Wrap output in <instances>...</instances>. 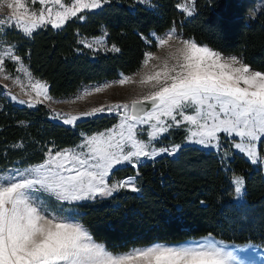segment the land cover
<instances>
[{"label": "trees", "instance_id": "16d2710c", "mask_svg": "<svg viewBox=\"0 0 264 264\" xmlns=\"http://www.w3.org/2000/svg\"><path fill=\"white\" fill-rule=\"evenodd\" d=\"M177 4L110 0L83 12V19L71 18L61 28L44 26L31 36L4 27L0 42L14 45V54L34 78L47 82L54 98H68L82 86L138 72L145 53L155 48L151 36H162L173 27L185 38L225 56H241L264 71V0H195L190 17ZM102 33L112 47L109 52H93L79 41ZM117 119L95 117L69 129L53 122L42 105L11 102L0 86V172L40 163L49 149L74 146L81 134L109 129ZM184 142L182 128L170 130L157 143L173 147ZM235 176L245 182L241 204L233 202ZM128 177H135L138 192L122 188L112 196L74 205L71 215L109 251L204 236L264 245V177L242 155L187 146L175 159L162 156L137 170L126 167L112 174L117 180Z\"/></svg>", "mask_w": 264, "mask_h": 264}, {"label": "snow or ice", "instance_id": "6c2138e0", "mask_svg": "<svg viewBox=\"0 0 264 264\" xmlns=\"http://www.w3.org/2000/svg\"><path fill=\"white\" fill-rule=\"evenodd\" d=\"M37 3L39 10L29 7ZM101 3L102 0H0V30L5 25L15 26L25 36H31L45 25L61 28L73 17L83 19L79 13L97 9ZM177 7L187 16L194 12L191 0ZM158 47L162 55L145 53V69L151 61L157 63L137 73L139 80L124 76L118 81L120 85L138 83L145 89L131 100L130 111L128 104L107 107L108 112L125 109L118 125L87 137L74 149H49L42 163L0 177V264H239L232 252H225L208 238L204 243L153 244L126 252L109 251L93 239L83 224L50 210L37 195L47 193L57 201L72 202L111 195L125 187L138 192L135 177L111 185L106 177L114 166L131 163L133 158L172 154L179 148L176 145L149 150L150 145L138 139L137 125L155 122L151 124L150 139L166 132L172 124L166 126L162 118H171L176 125L183 121L195 126L187 139L205 146L220 147L217 133L239 137L232 147L252 163L259 160L264 165V154L258 153L257 144L264 139V71L254 69L241 56H225L194 38H184L175 27L158 38ZM13 49L14 45L9 44L0 50V77L12 79L28 97L19 103L34 107L51 100L47 82L34 79L27 69H19L27 83L6 73V60L21 61ZM107 87L111 85L94 91L102 92ZM92 94V90H85L78 98ZM186 109L193 114H185ZM105 110L102 106L79 116L67 114L63 123L74 124L80 117ZM177 115L181 120L176 119ZM233 183L235 192L241 194L244 178L236 176Z\"/></svg>", "mask_w": 264, "mask_h": 264}, {"label": "rangeland", "instance_id": "374dc122", "mask_svg": "<svg viewBox=\"0 0 264 264\" xmlns=\"http://www.w3.org/2000/svg\"><path fill=\"white\" fill-rule=\"evenodd\" d=\"M108 1H110V0H102L101 6L99 8H101ZM131 1L138 3V4H141V5H149L150 0H131ZM185 2H186V0H178V4L185 3ZM191 2L194 6L195 0H191ZM49 6H51L53 9L57 8V6L55 4H51ZM29 7L33 8L35 10H39V8L41 6L37 3L35 5L30 4ZM99 8H97V9H99ZM97 9L84 10L83 12L94 11ZM178 9L181 12H183L181 8H178ZM4 11H5V14H8L9 10H7L5 8ZM82 13H79L78 16H80ZM185 16L190 17L187 15H185ZM45 26H51V25H45ZM4 27L13 28L14 30L19 31L21 34H23V32L15 26L5 25ZM166 34L167 33L163 34L162 36H156V35L151 36L152 39L154 40V44H155V48L150 51L151 53H153L154 55H162L163 54V50L158 47V38L164 37V36H166ZM79 41L83 47H85L86 49H89L93 52L106 53V52H109L112 50V47H109L106 43L104 33H102L101 35L96 36V37L80 38ZM88 45H91V47H89ZM7 47H8V45L4 44L3 42H0V50L6 49ZM155 63H157V62L151 61L149 63L148 69H145L142 65L141 69L138 72H136L132 75H128V76L133 77V80H139V75H137V73L150 70L151 65L155 64ZM22 68L27 69V67L21 61L20 62H14L11 60H6V63H5L6 73L13 78L19 77V79L21 81L27 83V77L24 75V72L22 70H19ZM27 71L29 72L28 69H27ZM122 77H124V76L121 75V76H119L118 79L112 80V81H105V82H101V83L85 85V86L80 87L72 96H70L68 98L51 97L52 98L51 100H44L42 103H39L36 105L44 106L48 110L49 115H50V119L53 122H55L59 125H62L66 128H69V129H74L76 123L84 121V120H88L91 118L100 117V116H116L118 118L117 123L114 126H112L111 128H109V129H112L120 123L125 109L123 107H120L119 109H113L112 112H108L107 107L110 105L128 104L129 105L128 111H130L131 100L134 97H136L141 91L145 90L138 83H125L124 85H120L118 83V81ZM34 79H36V78H34ZM109 84L111 85V87L105 88L104 91H102V92H95L94 91V89L96 87H102L104 85H109ZM0 86L3 88V90L5 92V96L8 100H10L11 102L18 104V105L29 106L27 103H25V104L19 103L20 99L27 100L28 97L23 95L20 88L16 84L13 83L12 79L4 80V79H2V77H0ZM85 90H92L93 94L90 96H85L83 99H79L78 97L83 95ZM34 95L35 94L33 93V96ZM13 96H16L17 99L14 100L12 98ZM102 106L105 107V109H106L102 113H98V114L91 116V117H80L79 119H77V121L74 124H67L66 125L63 123V119L66 118L67 114L79 116V114L81 112L90 111L94 107H102ZM185 114H193V113L190 110L186 109ZM162 119H164L166 126L168 124H172V126L169 127L166 132L161 133L160 135H158L152 139H150L149 134L153 130L151 127V124L155 123L154 121L151 122L150 124H146V125H137V129H138L137 137H138V139H140V140H142L145 143H148L150 145L149 150H151V148H156V149L169 148V149H171L172 147H169L168 145H159L157 142L163 136H165L170 130L183 128L184 133H185V142L182 144V146H179V148L174 153H177L179 149L187 147V146H192V147H195L197 149H202V150H207V151H216V152H223V151L231 150L234 153H238V154L242 155L252 165V167H254L256 169H260L262 172V175L264 177V165H262L259 160L257 161V163L254 164L247 158V156L245 154L240 152L238 149L232 147V145L235 142H239V140H240L239 137L229 136L228 134L223 133V132L217 133L218 143H219L220 147L218 148L215 146H205V145L195 143L194 139H187V137H189V135H190V130H195V126L190 125L187 122H183V121L179 125H176L175 123L172 122L171 118H162ZM176 119L181 120V117L179 115H177ZM106 130H108V129L102 130L100 132H105ZM100 132H97V133H100ZM97 133L89 134V135L81 134L79 141L74 146H71V147L65 148V149H74L78 145H81L87 137H91ZM214 143H216V142H214ZM257 144H258V153L264 154V139H262L261 141H257ZM166 154L167 153H160L159 155H157L155 157H140L138 160L136 158H133V161L131 163L125 162L123 164L116 165L110 170L109 176L106 177V180L109 182L110 185L115 184V183L122 181V180H126L127 178L121 179V180H117V179L112 178L113 172L117 169L126 168V167L137 170L138 167H140L141 165L153 162V161L161 158L162 156H166ZM44 159H45V157H44ZM44 159H43V161H44ZM43 161H41L40 163H42ZM40 163H37L34 165H38ZM34 165H31V166H34ZM133 165H135V166H133ZM28 167L29 166H26V167L15 166V167L9 168L5 171L0 172V177H6L9 175V173H14L16 170H23V169H26ZM234 178L232 179V183L234 181ZM233 186L235 189L234 183H233ZM120 189H122V188H120ZM120 189L113 191L111 195L97 196V197L92 198V199H86V200H81V201H72V202L57 201L54 197L49 196L47 193H37V195L39 196L40 199L44 200L48 204L50 210H55L57 212V214L63 215L65 217L69 218L70 220H72L73 222H76L74 220L73 216H71L72 213L76 212L74 205L112 196L117 191H119ZM124 189H128V188L125 187ZM244 192H245V189L242 190L241 194H237L234 190L233 202H235L236 204L243 203L244 202ZM205 238H208L209 241L217 242L218 246L222 247L225 252H232L233 255L235 257H237V261L239 262V264H264V245H257V244L251 243V242L233 243V242L221 240V239H218V238H215L212 236H204V237H200L198 239L187 240V241L179 242V243H171L168 245L204 243V242H206ZM154 244H167V243H154ZM151 245H153V244H151ZM151 245H149V246H151ZM232 264H237V262L233 261Z\"/></svg>", "mask_w": 264, "mask_h": 264}, {"label": "built area", "instance_id": "2783aa9c", "mask_svg": "<svg viewBox=\"0 0 264 264\" xmlns=\"http://www.w3.org/2000/svg\"><path fill=\"white\" fill-rule=\"evenodd\" d=\"M166 157L169 159H175L177 157V153H172V154H166Z\"/></svg>", "mask_w": 264, "mask_h": 264}, {"label": "water", "instance_id": "95a60500", "mask_svg": "<svg viewBox=\"0 0 264 264\" xmlns=\"http://www.w3.org/2000/svg\"><path fill=\"white\" fill-rule=\"evenodd\" d=\"M130 110H131V107H130Z\"/></svg>", "mask_w": 264, "mask_h": 264}]
</instances>
